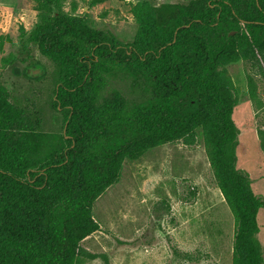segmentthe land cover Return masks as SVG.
<instances>
[{"label": "trees", "instance_id": "1", "mask_svg": "<svg viewBox=\"0 0 264 264\" xmlns=\"http://www.w3.org/2000/svg\"><path fill=\"white\" fill-rule=\"evenodd\" d=\"M35 1L40 22L31 32L21 25L20 35L59 67L52 104L63 114V146L42 157L39 119L13 104L0 83V264L99 257L81 241L100 229L94 202L120 180L124 160L169 142L193 145L199 130L234 216L233 264H264L258 239L264 199L237 168V99L227 70L240 60L264 64V0L138 2L131 8L138 31L129 43L66 14L56 7L60 0ZM100 58L153 81L154 101L138 106L125 125L126 98L100 90ZM111 118L119 121L114 133ZM103 137L109 144L91 152ZM190 192L196 194L194 186Z\"/></svg>", "mask_w": 264, "mask_h": 264}, {"label": "rangeland", "instance_id": "2", "mask_svg": "<svg viewBox=\"0 0 264 264\" xmlns=\"http://www.w3.org/2000/svg\"><path fill=\"white\" fill-rule=\"evenodd\" d=\"M144 1L161 5L190 0H60L56 7L129 43L138 31L131 8ZM36 4L0 0V83L13 104L39 119L36 130L44 134L41 156L45 157L62 149L64 128L63 114L52 104L59 67L37 43L20 35L21 25L31 32L40 22ZM97 64L103 76L101 92L117 89L126 98L124 125L138 106L154 101L148 74L101 58ZM227 70L237 99L233 112L239 131L237 168L249 174L253 191L264 199V64L240 60L228 64ZM108 122L114 133L119 121ZM108 144L109 138H100L90 151ZM93 215L100 229L81 245L100 256L80 257L76 264H233L235 220L201 130L193 145L169 142L137 159H125L120 180L94 202ZM258 222L264 255V207L259 209Z\"/></svg>", "mask_w": 264, "mask_h": 264}, {"label": "water", "instance_id": "3", "mask_svg": "<svg viewBox=\"0 0 264 264\" xmlns=\"http://www.w3.org/2000/svg\"><path fill=\"white\" fill-rule=\"evenodd\" d=\"M233 33H234V31L231 32V34H233Z\"/></svg>", "mask_w": 264, "mask_h": 264}]
</instances>
